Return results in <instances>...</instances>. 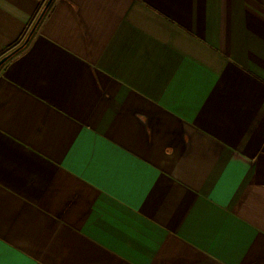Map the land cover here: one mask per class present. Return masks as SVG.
Wrapping results in <instances>:
<instances>
[{"label": "crops", "instance_id": "1", "mask_svg": "<svg viewBox=\"0 0 264 264\" xmlns=\"http://www.w3.org/2000/svg\"><path fill=\"white\" fill-rule=\"evenodd\" d=\"M0 264H264V0H53L0 70Z\"/></svg>", "mask_w": 264, "mask_h": 264}, {"label": "water", "instance_id": "2", "mask_svg": "<svg viewBox=\"0 0 264 264\" xmlns=\"http://www.w3.org/2000/svg\"><path fill=\"white\" fill-rule=\"evenodd\" d=\"M53 0H47L44 8L42 9L40 15L38 16L35 24L33 25L32 29L30 30L27 38L25 39V41L23 42L22 45H20L19 47L15 48L13 51H11L10 53H8L7 55H5L4 57H2L0 59V67L7 61L9 60L11 57H13L15 54H17L20 50H22L24 48V46L28 43V41L30 40L33 32L35 31L37 25L40 23V21L42 20V18L44 17L48 7L50 6V4L52 3Z\"/></svg>", "mask_w": 264, "mask_h": 264}, {"label": "trees", "instance_id": "3", "mask_svg": "<svg viewBox=\"0 0 264 264\" xmlns=\"http://www.w3.org/2000/svg\"><path fill=\"white\" fill-rule=\"evenodd\" d=\"M46 2H47V0H42V5H41V7L39 8V10H38V12L36 13V15L34 16V19L32 20V22H33L32 25L35 24V22H36L38 16L40 15L42 9L44 8ZM50 7H51V4H50V6L48 7V9H47L45 15H46V14L48 13V11L50 10ZM32 25H30V28H28V30L25 31V32L23 33L22 37H20V39H19L16 43H14L12 46L8 47L7 49H5V50H3V51H0V59H1L2 57H4L5 55H7L8 53H10L11 51H13L15 48H17V47H19L20 45L23 44V42L25 41V39L27 38V36H28V34H29L30 30H31V27H33ZM26 46H27V44L24 46V48H25ZM9 60H10V59H9ZM9 60H7V61H6L1 67H0V70H2V68L5 66V64H6Z\"/></svg>", "mask_w": 264, "mask_h": 264}]
</instances>
